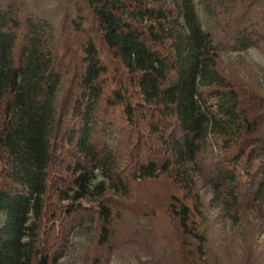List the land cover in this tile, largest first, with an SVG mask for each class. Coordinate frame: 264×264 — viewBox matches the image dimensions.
<instances>
[{"label":"trees","instance_id":"1","mask_svg":"<svg viewBox=\"0 0 264 264\" xmlns=\"http://www.w3.org/2000/svg\"><path fill=\"white\" fill-rule=\"evenodd\" d=\"M252 49L264 0H0V264H60L82 233L87 264L146 237L260 264L264 95L224 61Z\"/></svg>","mask_w":264,"mask_h":264},{"label":"rangeland","instance_id":"2","mask_svg":"<svg viewBox=\"0 0 264 264\" xmlns=\"http://www.w3.org/2000/svg\"><path fill=\"white\" fill-rule=\"evenodd\" d=\"M200 17L206 28L207 19L201 9ZM224 61L226 65L232 67L239 73L245 83L264 95V52L252 49L242 53H227L224 54ZM216 228L218 236L222 238L227 237L231 233L230 228L227 226L222 228L217 224ZM238 232H241L240 229H238ZM88 240V237L84 233L74 236L72 248L66 257L61 260L60 264H87L84 251L89 244ZM145 240L146 246H142L138 250L114 256L111 264H174L167 254L161 252L158 244L149 241L147 237ZM257 240L259 244L258 253L260 254V264H264V234H259ZM237 251H234L237 256L242 254L240 251L236 253Z\"/></svg>","mask_w":264,"mask_h":264}]
</instances>
